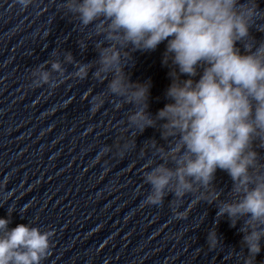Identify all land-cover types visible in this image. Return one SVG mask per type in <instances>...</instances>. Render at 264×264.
<instances>
[{
    "label": "clouds",
    "instance_id": "9594fccd",
    "mask_svg": "<svg viewBox=\"0 0 264 264\" xmlns=\"http://www.w3.org/2000/svg\"><path fill=\"white\" fill-rule=\"evenodd\" d=\"M17 3L22 10L37 4ZM59 8L78 22L81 33L91 29L78 43L86 50V41L93 40L97 58L81 63L66 52L63 61H46L32 70L31 86H57L53 73L63 78V64L75 65L72 78L83 81L91 71L94 80L107 81L102 92L85 95L91 111L110 97L122 98L117 109L134 106L128 126L141 134L159 124L168 144L165 148L151 140L157 160L144 165L143 183L150 186L144 204L160 206L169 194L176 205L189 194L194 202L219 201L217 222L226 215L231 227L240 223L244 264H255L264 239V157L257 151L264 148V40L252 35L264 12L257 0H61ZM164 41L162 64L170 68L166 97L171 102L153 117L148 112L151 82H132L125 69L134 63L135 52L154 51ZM198 69L202 74L195 80ZM134 146L132 140L123 147ZM217 169L233 182L229 200H220L222 192L213 184ZM10 223L9 217L0 218V264H42L54 232L23 223L10 229ZM207 243L213 249L221 243L215 228Z\"/></svg>",
    "mask_w": 264,
    "mask_h": 264
}]
</instances>
